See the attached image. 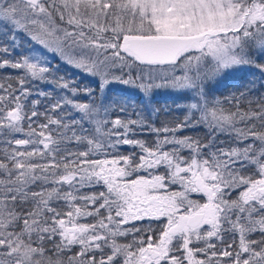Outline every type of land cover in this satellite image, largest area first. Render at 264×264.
Segmentation results:
<instances>
[{
	"label": "snow or ice",
	"instance_id": "1",
	"mask_svg": "<svg viewBox=\"0 0 264 264\" xmlns=\"http://www.w3.org/2000/svg\"><path fill=\"white\" fill-rule=\"evenodd\" d=\"M0 264H264V0H0Z\"/></svg>",
	"mask_w": 264,
	"mask_h": 264
},
{
	"label": "trees",
	"instance_id": "2",
	"mask_svg": "<svg viewBox=\"0 0 264 264\" xmlns=\"http://www.w3.org/2000/svg\"><path fill=\"white\" fill-rule=\"evenodd\" d=\"M253 71H255V70H253ZM241 78L252 79L253 77L249 73L246 72V73L238 74L236 79H241ZM81 79H83V85L82 86L90 85V78H83L82 76L76 77L77 81H80ZM234 82H235V80L227 81L225 83L230 84V83H234ZM120 87L123 88L125 86H123V85H115L114 86V90L117 92L118 95L127 96V97L132 98V99L136 98L135 95H131L130 93H128L129 90H126L123 88L125 92H122L123 89L121 90ZM218 87L220 88V90H223L225 85H220ZM155 99L158 102V104L156 105L157 108H164L166 103L169 107L171 106V99L172 98L165 93H160V94L156 95Z\"/></svg>",
	"mask_w": 264,
	"mask_h": 264
},
{
	"label": "rangeland",
	"instance_id": "3",
	"mask_svg": "<svg viewBox=\"0 0 264 264\" xmlns=\"http://www.w3.org/2000/svg\"><path fill=\"white\" fill-rule=\"evenodd\" d=\"M234 79H231L229 81H232ZM124 88V87H123ZM122 87H120V89L122 90L123 89ZM122 92H125L124 89L122 90ZM128 93H130L131 95H135L134 92L132 90H129Z\"/></svg>",
	"mask_w": 264,
	"mask_h": 264
}]
</instances>
